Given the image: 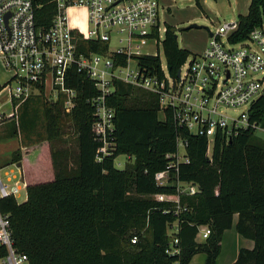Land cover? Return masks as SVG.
<instances>
[{"label": "trees", "instance_id": "16d2710c", "mask_svg": "<svg viewBox=\"0 0 264 264\" xmlns=\"http://www.w3.org/2000/svg\"><path fill=\"white\" fill-rule=\"evenodd\" d=\"M193 1L201 9V0ZM33 5L36 26L47 29L56 15L55 1L33 0ZM237 23L229 37L231 43L264 25V0H251ZM165 28L162 52L175 76L191 52L178 46L175 27ZM79 47L84 54L107 48L102 42L84 40ZM136 60L141 67L161 74L157 57ZM120 63H125L124 57ZM65 82L76 93L69 113L63 109L64 95L49 101L41 87L38 94L15 102L9 131L10 137L19 138L20 148L11 153L10 163L25 162L27 198L23 203L12 197L2 199L0 210L9 217L14 248L27 256L29 264H188L196 254L205 255V264H216L222 235L232 228L235 216L236 232L254 246L241 249L233 264H264V141L254 130H239L229 141L217 137L208 157L206 139L175 127L170 113L162 118L155 95L116 81L113 93L105 99L114 111V149L97 162L101 144L94 136V108L89 101L99 93L74 68ZM248 121L264 129V97L252 104ZM66 123L77 142L73 168L68 165L67 152L50 147L64 135ZM178 137L187 142L188 162L179 163L177 173L170 172L168 185L157 186L154 174L173 160ZM21 148L26 149L23 155ZM42 148L46 153L37 156L31 170L24 157L31 149ZM120 155L133 159L121 170L114 166ZM32 171L36 177L28 182ZM45 171L48 180L37 178ZM177 182L198 187L192 196L179 195L180 206L186 210L178 211L174 203L153 198L177 195ZM130 191L136 196L130 197ZM174 223L179 252L170 255L166 253L167 228ZM199 226L210 229L203 243L196 242Z\"/></svg>", "mask_w": 264, "mask_h": 264}, {"label": "built area", "instance_id": "2783aa9c", "mask_svg": "<svg viewBox=\"0 0 264 264\" xmlns=\"http://www.w3.org/2000/svg\"><path fill=\"white\" fill-rule=\"evenodd\" d=\"M56 15L51 25L42 30L35 24L33 0H0V122L14 118L15 102L36 95L43 87L55 98L66 97L63 109L69 113L76 93L65 85L68 71L74 68L93 83L98 96L89 102L94 108V136L101 144L95 156L101 162L113 152L114 111L105 103L122 82L156 96L161 117L170 113L175 127L190 136L207 141L210 157L214 141L220 137L229 141L239 130L264 131L249 123L248 111L252 104L264 97V25L254 28L242 41L231 43L229 37L238 28L236 21L223 23L209 33L205 49L191 53L173 76L159 54L142 53L138 45L150 44L158 50L166 28L161 27L159 0H54ZM73 9L86 11L87 28L83 33L69 22ZM157 32V36L154 35ZM164 36V35H163ZM80 40L102 42L101 53L79 52ZM113 40L116 44L111 47ZM157 57L161 74L141 67L136 58ZM125 63L121 64V58ZM187 142L177 138V153L163 171L154 174L157 186L169 184L170 172L177 173L178 165L188 162ZM115 161V160H114ZM177 195L157 194L159 202H171L178 211L179 195H194L197 185L177 182ZM24 193L26 182L19 163L0 168V201L14 198L17 202ZM177 223L168 225L169 248L175 255ZM208 226L197 228L196 242L203 243L209 236ZM136 237L131 238L135 244ZM0 264H29L26 255L13 246L9 217L0 210Z\"/></svg>", "mask_w": 264, "mask_h": 264}, {"label": "rangeland", "instance_id": "374dc122", "mask_svg": "<svg viewBox=\"0 0 264 264\" xmlns=\"http://www.w3.org/2000/svg\"><path fill=\"white\" fill-rule=\"evenodd\" d=\"M159 2L164 8H170V15L166 14L168 11L165 10L166 13L163 20L161 17V27L164 28L166 25H173L176 29L175 35L177 36L178 46L197 54L205 49L209 39V33L214 32L223 23L237 20L238 14L242 12L241 10L245 7L247 0H206L205 3L202 4V9L197 8L194 5L193 0H159ZM74 10H76L73 15L75 24L70 21V18L69 22L74 29L85 33L87 28L86 11L84 9ZM191 24H195L200 28L186 30ZM163 35L161 40L163 39ZM115 46L116 44L113 40L111 47L114 48ZM138 48L142 53H158L159 59L163 63L165 62L161 44L158 45L157 51L156 48L151 47L150 44L138 45ZM44 96L49 101L50 99L55 98L52 96V93H49L47 90L44 92ZM4 102L5 99H0V105ZM12 120L5 119L0 122V168L10 163L11 153L20 148L19 138L10 137L9 135V131L12 127ZM68 125L69 123H66L64 135L59 139L52 141L50 147L53 151L67 152L68 157L70 158L68 165L70 168H73L75 166V156L77 155V142L75 135ZM255 134L258 138L264 141V133L262 131H256ZM21 151L23 155L26 152V149L21 148ZM45 153L46 148L45 151L43 148L41 150L31 149L24 157L26 163L30 165L31 170H33L35 166L37 156H44ZM132 161V158L120 155L115 159L114 166L121 170L125 165L131 164ZM24 165L25 162H23V167ZM33 174L34 171L31 172V177L28 178V182H32V180H34L32 178L36 177ZM48 176L49 174L46 173V171L44 172V175L37 174V178L40 179L44 178L48 180L50 178ZM129 196L135 197L136 195L133 191H130ZM24 201L25 195L22 193L18 199V203H23Z\"/></svg>", "mask_w": 264, "mask_h": 264}, {"label": "crops", "instance_id": "0c3cea01", "mask_svg": "<svg viewBox=\"0 0 264 264\" xmlns=\"http://www.w3.org/2000/svg\"><path fill=\"white\" fill-rule=\"evenodd\" d=\"M205 1L206 0L200 1L201 9H202V4H204ZM250 1L251 0H247L245 7L243 8V10H241L242 12H240V14H238V16L239 15H246ZM165 10L168 11V13H166ZM74 11H76V10L73 9L70 11V15H69L70 17L69 18H70V21L75 24V21L73 19ZM165 13L170 15V8H164V6L161 5L160 6V19L162 17V20H163ZM170 26H173V25H170ZM262 132L264 133V131H262ZM20 164H21V168L23 170V173H26V168L24 169L22 163H20ZM235 223H236V216L234 217V223H233L232 228L224 231V233L222 235L220 254L218 255V257L216 259V264H233L241 249L251 250L254 246V243L251 240L243 238L242 236H240L236 232ZM205 258L206 257L204 254H196L191 258V260L188 264H205Z\"/></svg>", "mask_w": 264, "mask_h": 264}, {"label": "water", "instance_id": "95a60500", "mask_svg": "<svg viewBox=\"0 0 264 264\" xmlns=\"http://www.w3.org/2000/svg\"><path fill=\"white\" fill-rule=\"evenodd\" d=\"M197 28H200V27H198L197 25H195V24H191V25H189L187 28H186V30H189V29H197ZM167 70H168V72L170 71V69H169V67H167ZM179 75V72L177 73V76ZM19 166H21V164L19 163Z\"/></svg>", "mask_w": 264, "mask_h": 264}]
</instances>
